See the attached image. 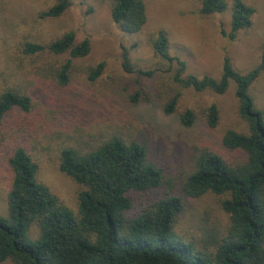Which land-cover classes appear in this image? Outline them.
Segmentation results:
<instances>
[{
  "label": "trees",
  "instance_id": "16d2710c",
  "mask_svg": "<svg viewBox=\"0 0 264 264\" xmlns=\"http://www.w3.org/2000/svg\"><path fill=\"white\" fill-rule=\"evenodd\" d=\"M197 1L198 13L203 16L227 9L226 0ZM70 6V0H54L38 14L39 19H58ZM108 6L111 20L126 34L138 33L146 22L144 0H108ZM254 13V8L243 0H232L230 30L221 34L234 40L239 31L251 27ZM149 43L156 57L169 66L175 65L171 82L179 89L210 91L220 96L230 84L234 85L238 115L248 132L226 130L218 143L239 153L242 160L232 162L222 157L217 148L194 146L190 170L178 192H162L165 172L150 158L147 140L121 131L119 126L109 125L102 130L83 124L78 127L79 133L65 135L69 141L66 143L73 144L56 150L58 170L78 186L74 214L39 181L38 164L28 152L27 143L34 136L42 138L46 134L45 126L36 123L40 117L28 119L34 108L33 99L44 100L45 87L38 89L36 80L31 87L26 86L24 77L37 78L40 72V79L50 80L51 86L62 89L71 82L74 70L84 72L88 81H96L105 63L76 69L75 63L88 57L91 46L88 39L77 42L72 31L45 45L25 42L21 47L23 64L17 65L20 72L13 70L2 77L0 87V133L10 126L8 142L1 143L7 154L10 183L5 193L7 214L0 217V263L264 264V118L248 93L249 86L264 74V42L257 68L241 75L224 57L219 79L187 75L185 63L169 55L164 31L150 34ZM44 53L54 60L35 65V57ZM121 56L123 71L137 83L141 78H153L156 70L132 68L129 51L123 49ZM170 91L162 99L157 96L154 105L165 115H176L182 128L191 129L198 122L196 113L192 109L178 112L181 92ZM141 92L137 89L131 93L129 103L153 102L144 99ZM69 96L72 100L64 101L67 107L63 110L73 115L78 101ZM98 110L93 103V112ZM201 117L207 130H215L219 122L217 106L209 105L201 111ZM84 127H90L87 133ZM206 193L223 197L220 207L228 216L227 227L224 232L203 235L199 242L184 241L174 230L183 211L182 198L196 199ZM134 195L144 201L141 199L143 205L137 212L130 213ZM33 226L36 236L31 238L29 231Z\"/></svg>",
  "mask_w": 264,
  "mask_h": 264
},
{
  "label": "rangeland",
  "instance_id": "374dc122",
  "mask_svg": "<svg viewBox=\"0 0 264 264\" xmlns=\"http://www.w3.org/2000/svg\"><path fill=\"white\" fill-rule=\"evenodd\" d=\"M144 1V26L136 34H126L111 20L108 0H70V8L61 17L52 20H41L38 14L52 5L54 0H0V87L3 85L2 77H7L13 70L20 72L17 65L23 64L21 47L25 42L45 45L69 31L75 34L77 42L88 39L91 46L88 57L75 63L76 69L105 63L103 73L96 81L90 82L84 72L74 70L71 82L62 89L51 86L50 80L40 79V72L37 78L34 75L24 77L26 86L31 87L36 80L38 89L45 87L44 100L40 102L37 98L33 99L34 108L28 119L31 121L33 117H40L36 118V123L45 126L46 134L42 138L34 136L32 142L27 143L28 152L38 164L39 181L74 214L77 213L78 186L58 170L56 150L65 144H73L66 143L69 141L65 135L79 133L78 127L83 124L91 125L92 128L96 125V129L102 130L115 125L125 133L147 140L150 158L165 172L162 192H178L182 179L190 170L194 146L217 148L222 157L232 162L242 158L239 153L228 151L218 143L226 130L244 134L248 132L246 123L238 115L234 85L230 84L220 96L210 91L195 93L189 89H179L171 82L175 65L169 66L156 57L149 43V35L159 30L166 33L168 53L185 63L187 75L219 79L224 57L230 59L235 72L247 74L257 68L260 62L264 42V0H243L255 10L252 25L239 31L232 41L221 34H227L230 30L232 0H226L227 9L223 13L209 16L198 13L197 0ZM123 49L129 51L130 64L134 70H156L153 78H141L137 83L132 75L125 73L122 68ZM35 58V65L54 60L48 53ZM137 89L142 90L144 99L149 101L160 95L162 99L163 94L172 89L180 91L178 112L192 109L198 122L186 130L178 124L176 115H165L154 105L157 102L141 100L138 105L130 104L129 95ZM248 93L264 118V74H260L249 86ZM69 95L78 101L73 115L64 112L67 107L64 101L72 100ZM93 103L99 107L98 111L93 112ZM211 104H215L219 111V122L213 131L206 129L201 117V111ZM8 128L10 126L4 127L0 133V217L7 214L5 193L10 183L7 154L1 144L8 142ZM84 128L87 133L90 127ZM133 199L130 213L137 212L143 205L141 199L144 201L139 195H134ZM222 199L212 193L196 199L182 198L183 211L174 226L176 234L184 241L199 242L204 239L203 235L224 232L228 216L220 207ZM148 201L150 199L146 203ZM29 234L31 238L36 236L35 226ZM0 264L13 263L8 260Z\"/></svg>",
  "mask_w": 264,
  "mask_h": 264
}]
</instances>
